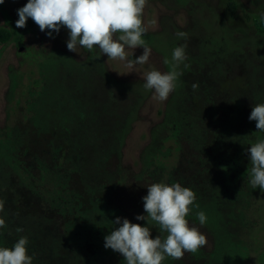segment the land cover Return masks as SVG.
I'll return each mask as SVG.
<instances>
[{
	"label": "rangeland",
	"instance_id": "rangeland-1",
	"mask_svg": "<svg viewBox=\"0 0 264 264\" xmlns=\"http://www.w3.org/2000/svg\"><path fill=\"white\" fill-rule=\"evenodd\" d=\"M26 3L0 5V31L13 37L0 40V246L23 235L33 264H126L104 247L112 209L144 225L136 215H146V186L179 182L196 194L199 207L187 219L207 243L162 264H264V192L248 183L245 152L264 139L248 119L253 104L264 103V0H146L151 54L137 64L142 47L127 49L131 65L95 47L69 51L66 28L54 38L31 18L17 28L16 10ZM179 44L187 45L189 66L159 101L143 87L145 73L171 70L164 58ZM56 177L82 187L81 220L57 213ZM147 219L153 238L167 235ZM88 220L102 224L99 241Z\"/></svg>",
	"mask_w": 264,
	"mask_h": 264
},
{
	"label": "clouds",
	"instance_id": "clouds-1",
	"mask_svg": "<svg viewBox=\"0 0 264 264\" xmlns=\"http://www.w3.org/2000/svg\"><path fill=\"white\" fill-rule=\"evenodd\" d=\"M5 0H0V5ZM146 0H27L16 11L17 28L26 26L31 18L42 32L54 38L62 28L68 30L66 46L77 53L83 47L89 51L94 47L107 59H119L128 65L127 49L142 47L141 55L135 63L144 64L149 60L151 48L146 44L144 34L147 29L143 22ZM178 39H187V33L178 30ZM186 44L172 49L171 59L166 56L165 64H171V70L161 72L153 69L145 73L143 87L151 90L159 101H166L177 87L182 74L181 66L187 68L188 56ZM198 88V82L191 85ZM248 119L256 122V129L264 132V103L253 104ZM251 167L247 169L248 183L264 192V139H257L245 149ZM147 194L142 197L146 215L137 214L136 220L146 224L133 223L126 217L117 216L112 220L113 229L104 237V247L120 253L126 264H162L167 258L180 259L186 252H196L207 243L206 234L190 225L187 217L195 203V192L179 182L172 184L161 182L146 186ZM200 225L207 223L204 211L196 213ZM155 221L162 232L161 238L151 235L148 219ZM6 227L5 203L0 199V234ZM17 231H22L18 229ZM29 240L20 236L11 247L0 246V264H33L34 254L29 253Z\"/></svg>",
	"mask_w": 264,
	"mask_h": 264
},
{
	"label": "trees",
	"instance_id": "trees-1",
	"mask_svg": "<svg viewBox=\"0 0 264 264\" xmlns=\"http://www.w3.org/2000/svg\"><path fill=\"white\" fill-rule=\"evenodd\" d=\"M260 29H261L262 32H264V24H260ZM12 38H13L12 37V34L10 35L6 31H0V40H1V42H7V41H9ZM59 171L60 172H63L60 169H59ZM42 173H44V172H40V174H42ZM57 173H59V172H57ZM46 177H47V174L41 180L42 181H46ZM57 177H59V176H57ZM57 177L54 179L55 182L53 183V185L55 187L54 193H56V195L58 196V207L56 209L57 213L60 214L61 216H64V217L65 216L72 217L74 219L78 217L81 220L82 218L79 215H81V211L83 210V208H81L82 206L81 207H77V203L78 204L79 203L81 204V197L83 195V191H81L82 190V187L78 185L80 188L79 187H75V189H72L73 186H72L71 181L68 182V180L66 181V178H62V177L57 178ZM65 177H67V178L70 177V180H71V175H67L66 174ZM34 179L36 180L37 178H34ZM25 181L26 180H24V182ZM50 194H51V190L49 191V193L47 194V196L51 197ZM70 196H74V197L80 196L78 198L76 204L73 206V208L71 210L68 209V208L65 209V207H63V205H62V204H65L66 205L67 203H69L67 201H69ZM89 204L95 205L94 203H92V201ZM83 206L85 207V204L84 203H83ZM91 210L92 209H90V211ZM78 213H80V214H78ZM116 213H117V209H112V214H111L112 215V220H113L114 216L115 217L117 216ZM91 220H88L85 223L86 224L85 227H87V223L89 222V224H90L89 231H90L91 236L93 235V238H91V239L96 240V241H99V239H100L99 236L101 235V230H103L102 224H100L99 221H96V226L97 227H95L94 221H91ZM81 224H82V222H81ZM69 227H70V225H69ZM89 231H88V234H89ZM88 234L86 236V240L89 237ZM94 236H96V239H95Z\"/></svg>",
	"mask_w": 264,
	"mask_h": 264
}]
</instances>
